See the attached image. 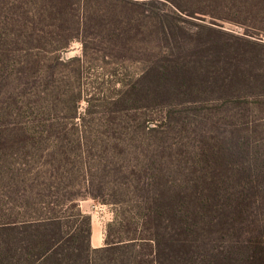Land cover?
<instances>
[{
    "label": "trees",
    "instance_id": "trees-1",
    "mask_svg": "<svg viewBox=\"0 0 264 264\" xmlns=\"http://www.w3.org/2000/svg\"><path fill=\"white\" fill-rule=\"evenodd\" d=\"M100 31L131 34L129 57H89ZM258 33L264 0H0V264H264ZM96 60L110 95L83 86ZM86 199L112 208L98 248Z\"/></svg>",
    "mask_w": 264,
    "mask_h": 264
},
{
    "label": "rangeland",
    "instance_id": "rangeland-1",
    "mask_svg": "<svg viewBox=\"0 0 264 264\" xmlns=\"http://www.w3.org/2000/svg\"><path fill=\"white\" fill-rule=\"evenodd\" d=\"M139 1V0H138ZM121 9V8H120ZM127 9H121L120 12L116 13L113 17L107 18L103 21L104 25H112L115 28L116 33H120L119 27L116 29L117 26H124L127 23V19L125 15H127ZM206 22H211L209 18H206ZM216 25L222 27V29L228 33H232L234 35H241L244 32V29L237 24L229 23V22H222L217 21ZM97 39L100 40V43H97L95 46H91L90 41H87V54L89 57H94L96 59H101L104 55H111L112 59L114 60L117 58L124 59L129 57L130 51L129 47H127L126 42L130 41L131 34L123 35L121 40L116 38L112 34L107 33L106 31H100L98 35H96ZM256 38L264 39V33H258ZM140 37H137L138 43L140 42ZM259 42H262L259 41ZM91 47L92 50L90 49ZM61 58L69 59L72 57H80L82 56V45L79 42H74L70 46L68 50L65 52L60 53ZM83 75V86L86 87L87 90H92L94 92H100L104 95H110L112 93V89L110 87V78L106 75V73L102 75V72L106 71V68L102 70L100 68L99 60L92 62L91 66H87L88 68ZM109 69V68H108ZM120 75L126 82L130 77H134L133 75L137 74L141 69L139 66L131 65L128 62L123 63V66L119 68ZM64 73L66 70L61 69ZM61 89L58 92L59 96L56 97L54 101H51V114H56L57 117H62L65 114H68L71 108V104H68L67 98L70 96L68 94L69 91V84L67 82H61ZM65 102V103H64ZM78 115L83 113L84 108L86 107L85 102L81 101L77 106ZM108 109L104 107H93L90 109L91 112H95L97 114H102V111H106ZM107 112V111H106ZM158 116H153V118L157 119ZM77 121V120H76ZM102 125V124H101ZM104 126V125H103ZM95 127L96 130L100 131V129L104 128L99 127L95 124L92 125V128ZM105 127V126H104ZM2 189L0 183V205H3L5 201L3 196H1ZM79 208L91 217V233L95 236V245H102L103 242V235H104V228L105 225L112 219V208L106 205H101L96 201L91 199L82 200L79 202ZM1 219V218H0ZM97 240V241H96ZM92 246V243H91Z\"/></svg>",
    "mask_w": 264,
    "mask_h": 264
},
{
    "label": "crops",
    "instance_id": "crops-1",
    "mask_svg": "<svg viewBox=\"0 0 264 264\" xmlns=\"http://www.w3.org/2000/svg\"><path fill=\"white\" fill-rule=\"evenodd\" d=\"M90 241H91V243H92V247H93V248H98V247H100L99 244H98V245H95L96 242H95V236L93 235V232H92V234H91V239H90ZM96 241H97V240H96Z\"/></svg>",
    "mask_w": 264,
    "mask_h": 264
},
{
    "label": "built area",
    "instance_id": "built-area-1",
    "mask_svg": "<svg viewBox=\"0 0 264 264\" xmlns=\"http://www.w3.org/2000/svg\"><path fill=\"white\" fill-rule=\"evenodd\" d=\"M261 40H262V42H264V39H261ZM261 40H260V41H261Z\"/></svg>",
    "mask_w": 264,
    "mask_h": 264
}]
</instances>
